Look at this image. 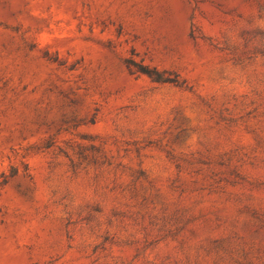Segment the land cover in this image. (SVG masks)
<instances>
[{
	"label": "rangeland",
	"instance_id": "rangeland-1",
	"mask_svg": "<svg viewBox=\"0 0 264 264\" xmlns=\"http://www.w3.org/2000/svg\"><path fill=\"white\" fill-rule=\"evenodd\" d=\"M0 264H264V0H0Z\"/></svg>",
	"mask_w": 264,
	"mask_h": 264
},
{
	"label": "trees",
	"instance_id": "trees-1",
	"mask_svg": "<svg viewBox=\"0 0 264 264\" xmlns=\"http://www.w3.org/2000/svg\"><path fill=\"white\" fill-rule=\"evenodd\" d=\"M138 70L141 71L142 73L146 74L147 76H149L154 81L168 82V83H172L176 86H180L177 79L165 76L164 72H161L156 68H149L147 66L140 65V66H138Z\"/></svg>",
	"mask_w": 264,
	"mask_h": 264
}]
</instances>
